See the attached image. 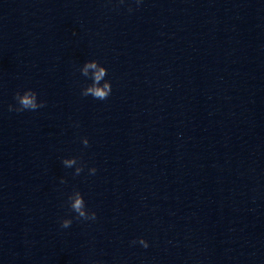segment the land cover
Here are the masks:
<instances>
[{
	"label": "clouds",
	"instance_id": "1",
	"mask_svg": "<svg viewBox=\"0 0 264 264\" xmlns=\"http://www.w3.org/2000/svg\"><path fill=\"white\" fill-rule=\"evenodd\" d=\"M120 4L124 3V0H118ZM135 4L139 6L143 0H134ZM129 12L133 11L131 7L128 9ZM79 73L85 77L89 83H86L81 88V96L88 97L91 96L96 100H107L112 93V82L109 79H106L108 76V69L102 65L96 59H90L83 63L82 66L78 68ZM15 105L9 104L8 110L15 112H23V111H35L37 109L43 108L46 106V102L38 99V93L33 89H25L22 92L17 91L14 94ZM81 143L85 146H89V139L87 137L81 138ZM62 164L66 168H73L74 172L73 176H79L82 172H84L87 167L79 158L73 156L69 158H64L62 160ZM89 175H95L97 169L95 167H90L87 169ZM61 184L66 183L64 178H61ZM67 207L69 208L71 213H74V216L65 217L60 220L61 228H69L73 219L80 221H95L97 219V214L94 210H91L87 207L86 201L84 199L83 194L79 189L74 188L73 191L67 197ZM130 244L135 246L139 244L143 248L147 249L149 247L148 241L139 237L138 239H134L130 241Z\"/></svg>",
	"mask_w": 264,
	"mask_h": 264
}]
</instances>
